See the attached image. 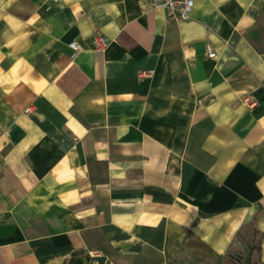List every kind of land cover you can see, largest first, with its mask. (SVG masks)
Returning a JSON list of instances; mask_svg holds the SVG:
<instances>
[{
	"label": "crops",
	"instance_id": "0c3cea01",
	"mask_svg": "<svg viewBox=\"0 0 264 264\" xmlns=\"http://www.w3.org/2000/svg\"><path fill=\"white\" fill-rule=\"evenodd\" d=\"M250 263L264 0H0V264Z\"/></svg>",
	"mask_w": 264,
	"mask_h": 264
},
{
	"label": "built area",
	"instance_id": "2783aa9c",
	"mask_svg": "<svg viewBox=\"0 0 264 264\" xmlns=\"http://www.w3.org/2000/svg\"><path fill=\"white\" fill-rule=\"evenodd\" d=\"M143 2L149 4L152 7L162 8L165 12L167 19L181 21L189 18L192 7L193 0H142ZM95 47L97 49H104L109 40L103 36L95 32L93 34ZM69 45L73 49L72 55H74L79 50V44L76 40H72L69 42ZM206 54L209 57L215 56V51L211 47L209 43H206Z\"/></svg>",
	"mask_w": 264,
	"mask_h": 264
},
{
	"label": "water",
	"instance_id": "95a60500",
	"mask_svg": "<svg viewBox=\"0 0 264 264\" xmlns=\"http://www.w3.org/2000/svg\"><path fill=\"white\" fill-rule=\"evenodd\" d=\"M236 246L239 248H242V246L237 242V240H235Z\"/></svg>",
	"mask_w": 264,
	"mask_h": 264
},
{
	"label": "trees",
	"instance_id": "16d2710c",
	"mask_svg": "<svg viewBox=\"0 0 264 264\" xmlns=\"http://www.w3.org/2000/svg\"><path fill=\"white\" fill-rule=\"evenodd\" d=\"M250 264H254V263H250Z\"/></svg>",
	"mask_w": 264,
	"mask_h": 264
}]
</instances>
